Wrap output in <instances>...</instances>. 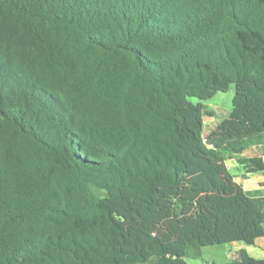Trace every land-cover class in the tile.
<instances>
[{"label":"trees","instance_id":"16d2710c","mask_svg":"<svg viewBox=\"0 0 264 264\" xmlns=\"http://www.w3.org/2000/svg\"><path fill=\"white\" fill-rule=\"evenodd\" d=\"M230 85L205 136L201 102ZM259 145L264 0H0V264H190L197 244L253 245L264 196L227 160Z\"/></svg>","mask_w":264,"mask_h":264},{"label":"rangeland","instance_id":"374dc122","mask_svg":"<svg viewBox=\"0 0 264 264\" xmlns=\"http://www.w3.org/2000/svg\"><path fill=\"white\" fill-rule=\"evenodd\" d=\"M234 96L235 85H230L228 90L217 93L212 98L201 102L205 106V114L203 117V131L205 136L230 116ZM199 103L200 101L198 99H191V101L189 102V106L196 107ZM260 151V149L255 150L251 147L229 152L228 159L232 160V162H228V164H231V168H229L231 174L237 177L243 176L245 174V171L242 166L235 162V160H237V158L239 157L251 156ZM239 244L247 246L249 251L252 250L249 245L240 242L238 244L232 243L210 247H200L197 244L196 250L194 249V251L191 252L192 250L190 249L188 251L186 259L190 264H225L234 259H237V257L239 256V252L237 251ZM148 264L154 263L151 262Z\"/></svg>","mask_w":264,"mask_h":264},{"label":"crops","instance_id":"0c3cea01","mask_svg":"<svg viewBox=\"0 0 264 264\" xmlns=\"http://www.w3.org/2000/svg\"><path fill=\"white\" fill-rule=\"evenodd\" d=\"M253 149H260V152H257L256 154H253L251 156L248 157H262L264 159V145H259V146H254L252 147ZM244 156V155H243ZM246 157V156H245ZM228 162H232V160H227V167L228 169L231 168V164H228ZM235 162H237L235 160ZM230 171V169H229ZM245 171V170H244ZM231 173V172H230ZM234 178V181L240 185L243 186L246 194L249 197H262L264 196V171H258L255 173H248L245 171V174L241 177H237L232 175ZM239 242H237L238 244ZM243 243V242H240ZM252 250L249 251L247 246H243L239 244L238 247V252H240L241 250H245L248 252V254L254 258V259H258V260H262L264 259V237L258 239L255 244L253 245H249Z\"/></svg>","mask_w":264,"mask_h":264}]
</instances>
